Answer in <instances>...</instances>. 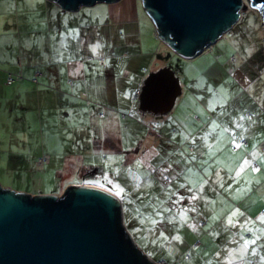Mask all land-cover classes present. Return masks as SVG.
<instances>
[{"label": "crops", "instance_id": "obj_1", "mask_svg": "<svg viewBox=\"0 0 264 264\" xmlns=\"http://www.w3.org/2000/svg\"><path fill=\"white\" fill-rule=\"evenodd\" d=\"M156 35L143 0L99 3L76 11H65L49 0H0V145L44 147L45 132L57 134L58 139L74 134L76 145L90 148L94 157L98 149L110 146L102 142H112V149L125 147L115 135L117 127L137 128L143 134L127 146L128 154L140 152L145 129L139 118L129 115L140 111L135 94L142 91L148 75L163 67L157 56L167 46ZM10 78L12 84H8ZM149 132L161 146V134ZM190 151L195 153L193 145ZM5 152L8 162L10 152L7 148ZM46 161L41 157L37 164ZM13 165L19 164L14 161ZM66 167L72 170L74 165L66 161ZM91 169L83 168V172L91 175ZM131 171L128 178L139 179L137 173H141ZM258 174L253 173L255 178ZM144 176L156 178L157 174L150 171ZM128 185L119 191L98 184L91 187L115 195L126 220L127 211L144 209L143 218L156 223L159 235L171 240L169 257L151 254L140 239L139 244L135 242L151 261L190 264L193 253L195 264H264L263 184L236 189L238 202L215 204L205 223L195 219L187 226L176 212L177 193L168 188L154 194ZM147 210L159 213L150 218Z\"/></svg>", "mask_w": 264, "mask_h": 264}, {"label": "rangeland", "instance_id": "obj_2", "mask_svg": "<svg viewBox=\"0 0 264 264\" xmlns=\"http://www.w3.org/2000/svg\"><path fill=\"white\" fill-rule=\"evenodd\" d=\"M244 5L239 22L208 48V53L195 60L181 59L168 47L159 53L157 58L164 62L160 68L175 72L183 92L167 114L140 110L129 115L139 118L145 129L140 152L127 153L131 141L138 142L143 136L137 128L126 131L116 127L115 135L124 140L125 147L112 149V142H102L110 146L98 149L94 157L90 148L76 145V135H59L58 139L57 134L45 132L44 147L14 142L13 146L0 145L2 186L31 197L64 195L73 183L119 191L130 182L131 188L137 185L142 192L154 194L169 188V192L177 193L176 212L185 225L195 219L205 223L215 204L238 202L236 189L253 186L250 171L258 169L264 175V18L259 9L251 7L250 0H244ZM150 130L164 138L161 146ZM6 148L10 152L8 162ZM77 154L87 159H76ZM138 155L139 160L135 159ZM41 157L48 159L42 166L37 164ZM14 161L19 164L16 168ZM66 161L73 163L72 170ZM83 168H92V174ZM131 170L141 173H137L139 179L128 178ZM150 171L157 177L144 176ZM143 210L127 211L126 220L122 209L123 226L131 239L137 244L140 239L151 254L169 257L171 240L159 235L161 228L156 223L143 218ZM147 211L150 218L159 213ZM191 255L190 264H195Z\"/></svg>", "mask_w": 264, "mask_h": 264}, {"label": "water", "instance_id": "obj_3", "mask_svg": "<svg viewBox=\"0 0 264 264\" xmlns=\"http://www.w3.org/2000/svg\"><path fill=\"white\" fill-rule=\"evenodd\" d=\"M65 11L119 0H49ZM157 38L181 59L214 46L240 20L244 0H143ZM264 18V0H250ZM170 68L150 74L140 96L143 113L171 112L182 95ZM97 170L94 171V174ZM64 195L31 197L0 184V264H143L123 226L122 205L109 191L78 185ZM121 227L123 231L121 232ZM134 249H133V247Z\"/></svg>", "mask_w": 264, "mask_h": 264}, {"label": "trees", "instance_id": "obj_4", "mask_svg": "<svg viewBox=\"0 0 264 264\" xmlns=\"http://www.w3.org/2000/svg\"><path fill=\"white\" fill-rule=\"evenodd\" d=\"M212 49V48H211ZM207 51V50H206ZM206 51H204L202 54H204V53H208V52H206ZM201 54V55H202ZM195 59H197V57L195 58ZM195 59H193V60H195ZM192 60V59H191ZM138 92V91H137ZM136 92V93H137ZM140 92V96H141V92L142 91H139ZM136 95V94H135ZM140 96L139 97H135L137 100H138V103H139V105H140V101H139V99H140ZM243 144H246V142L245 143H243ZM263 150H264V148H263ZM261 162H262V164H264V158H262V160H261ZM40 164H42V163H40ZM258 167V166H257ZM257 167H255V168H257ZM258 170V169H257ZM257 170H254V171H250V173L249 174H251L252 173V179H250L251 181H252V184H253V186L251 187V186H249V189L251 190V189H253V187H255V186H257V185H260L261 183H260V181H256V179H262V175H260V174H258L257 172H255V171H257ZM253 173L255 174H258V177L256 176V178H255V176L253 175ZM90 184V183H89ZM8 189H10V188H8ZM58 196V195H57ZM123 231V229H122V227H121V232ZM133 247V246H132ZM133 249H134V247H133ZM137 254L139 255V257L141 258V260H142V262H143V264H149L146 260H145V258L143 257V256H141V254H139L138 252H137ZM156 263H159V262H165V261H155ZM167 263V262H166ZM168 264V263H167Z\"/></svg>", "mask_w": 264, "mask_h": 264}, {"label": "built area", "instance_id": "obj_5", "mask_svg": "<svg viewBox=\"0 0 264 264\" xmlns=\"http://www.w3.org/2000/svg\"><path fill=\"white\" fill-rule=\"evenodd\" d=\"M36 82V81H35ZM13 83V80L10 78L9 80H8V84H12ZM140 96V92L138 91L137 93H136V98L137 97H139ZM41 163V162H40ZM157 264H167L166 262H159V263H157Z\"/></svg>", "mask_w": 264, "mask_h": 264}, {"label": "bare ground", "instance_id": "obj_6", "mask_svg": "<svg viewBox=\"0 0 264 264\" xmlns=\"http://www.w3.org/2000/svg\"><path fill=\"white\" fill-rule=\"evenodd\" d=\"M91 188H95V187H91ZM95 189H99V190H102V189H100V188H95ZM102 191H104V190H102Z\"/></svg>", "mask_w": 264, "mask_h": 264}, {"label": "clouds", "instance_id": "obj_7", "mask_svg": "<svg viewBox=\"0 0 264 264\" xmlns=\"http://www.w3.org/2000/svg\"><path fill=\"white\" fill-rule=\"evenodd\" d=\"M157 36V35H156ZM85 185H88V184H85Z\"/></svg>", "mask_w": 264, "mask_h": 264}]
</instances>
